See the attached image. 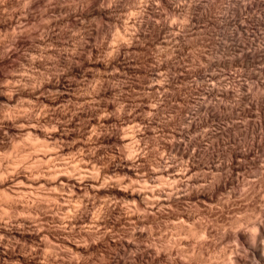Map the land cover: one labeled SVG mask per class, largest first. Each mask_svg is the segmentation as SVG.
Returning <instances> with one entry per match:
<instances>
[{"label": "bare ground", "instance_id": "6f19581e", "mask_svg": "<svg viewBox=\"0 0 264 264\" xmlns=\"http://www.w3.org/2000/svg\"><path fill=\"white\" fill-rule=\"evenodd\" d=\"M216 4L0 0V264H264V0Z\"/></svg>", "mask_w": 264, "mask_h": 264}, {"label": "rangeland", "instance_id": "374dc122", "mask_svg": "<svg viewBox=\"0 0 264 264\" xmlns=\"http://www.w3.org/2000/svg\"><path fill=\"white\" fill-rule=\"evenodd\" d=\"M219 1H220V2H219ZM226 1H227V0H226ZM226 1H225L224 3H226ZM222 2H223V0H222V1H221V0H218V1H217V0H216V3H217V4H216V6H218V7H221V6H223V4H224V3H223V4H221ZM218 3H219L220 5H219ZM224 5H225V4H224ZM37 9H38V8L34 9V10H33V11H31V12H33V13L35 14V13H36V11H37ZM35 10H36V11H35ZM20 48H21V49H18V51H19V50H24V48H23V47H20ZM19 52H20V51H19ZM22 52H24V51H22ZM22 52H20V54H21ZM6 68H7V67H5V70H4V72H6V73H7V72H9V68H8V69H6ZM2 70H3V67H2Z\"/></svg>", "mask_w": 264, "mask_h": 264}]
</instances>
